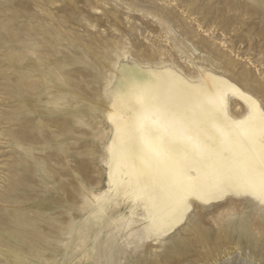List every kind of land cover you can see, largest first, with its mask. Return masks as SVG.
<instances>
[{"label":"rangeland","instance_id":"obj_1","mask_svg":"<svg viewBox=\"0 0 264 264\" xmlns=\"http://www.w3.org/2000/svg\"><path fill=\"white\" fill-rule=\"evenodd\" d=\"M123 64L212 71L264 109V0H0V264H264L251 197L195 202L155 234L112 190Z\"/></svg>","mask_w":264,"mask_h":264},{"label":"bare ground","instance_id":"obj_2","mask_svg":"<svg viewBox=\"0 0 264 264\" xmlns=\"http://www.w3.org/2000/svg\"><path fill=\"white\" fill-rule=\"evenodd\" d=\"M230 98L247 107L243 116H232ZM111 105L108 181L142 204L148 232L172 231L195 202L264 204V109L227 77L123 64Z\"/></svg>","mask_w":264,"mask_h":264}]
</instances>
